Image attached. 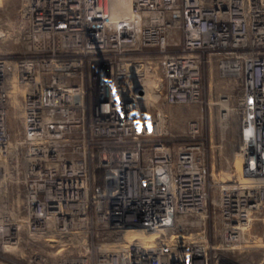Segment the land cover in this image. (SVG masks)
<instances>
[{
	"label": "built area",
	"instance_id": "built-area-1",
	"mask_svg": "<svg viewBox=\"0 0 264 264\" xmlns=\"http://www.w3.org/2000/svg\"><path fill=\"white\" fill-rule=\"evenodd\" d=\"M112 2L29 0L27 50L0 54V252L27 264H224L256 252L264 0H130L128 16ZM157 58L163 83L149 99L143 68ZM206 72L237 90L240 175L253 182L214 181ZM177 105L197 107L182 134ZM130 228L167 238L121 241Z\"/></svg>",
	"mask_w": 264,
	"mask_h": 264
},
{
	"label": "rangeland",
	"instance_id": "rangeland-1",
	"mask_svg": "<svg viewBox=\"0 0 264 264\" xmlns=\"http://www.w3.org/2000/svg\"><path fill=\"white\" fill-rule=\"evenodd\" d=\"M28 19L29 0H0V31L4 34L0 35V54L21 53L27 50L25 25ZM160 60L161 58H157L146 64H152V66H154L156 62H158L156 65L159 70V75L163 78ZM206 73L207 81L211 86L210 90H207L205 94L206 102L201 106V111L205 118L204 138L207 144L206 161L210 170L213 169L214 181L217 182L224 179V181L227 180L225 184H229L233 183L237 177L234 176L231 180L224 176L229 165L227 163V157L230 156L234 160L236 159L234 162L235 165L231 167L232 171L236 174L238 166L237 155L241 150L239 135L240 115L236 109L237 90L230 84L228 78L219 77L215 72H213L212 75H209L208 72ZM223 94H229V98L231 99L229 103V116L226 119L223 117V112H225V110L223 109L222 100L225 99L227 95L225 96ZM222 95L223 98H221ZM195 109H197L196 106L189 108L179 105L171 108V118L176 132L182 134L185 129L186 118L195 115ZM258 217L259 219H257L255 224V228L258 232V250L256 252L237 250L239 254L235 256L229 255V257L223 261L224 264H253L252 256L256 264L263 260L264 210L258 214ZM130 235L127 236V239L121 237L120 240H130L132 238ZM42 240L44 241V239ZM150 242L152 241L150 240L148 243ZM47 250L53 257H58L60 253H63L58 247H48ZM26 255L27 254L23 252H18L16 254L0 252V264H11L13 261H16L18 264H27Z\"/></svg>",
	"mask_w": 264,
	"mask_h": 264
},
{
	"label": "bare ground",
	"instance_id": "bare-ground-1",
	"mask_svg": "<svg viewBox=\"0 0 264 264\" xmlns=\"http://www.w3.org/2000/svg\"><path fill=\"white\" fill-rule=\"evenodd\" d=\"M131 11H132V5H131L130 0H113L112 12L115 16H128L131 13ZM0 35H4V34L1 32ZM160 62L162 64V71H163L162 73L164 75V63L162 60H160ZM156 64H158V62H156ZM156 64L154 66H152V64L144 65V68H143L145 71L144 72L145 89H146L147 97L149 99L150 98L156 99L158 97L159 95L158 89L161 87L163 83V78L159 75V70ZM20 96L21 94L18 91L13 95V106H14L13 116H20V117L23 116V112H22L21 104H20L21 102ZM222 102H223L222 105L224 106L223 109L225 110V112H223V117L226 119L229 116V102H230L229 95H227L226 98L222 100ZM237 157H238V166H237L236 174L231 169V167L235 165L234 162L236 161V159L234 160L232 157L228 156L227 163L229 165H228V170H226L227 172L224 173V176L228 177L229 179L236 176L237 179L234 180L233 184L235 183L237 184V182L241 183L242 181L243 182H253L252 179H246L240 175L242 172V167L244 165V154L242 150L238 152ZM239 176H240L241 181L238 180ZM5 181H6V176H3L2 178H0V196L4 195L3 185H5ZM260 181L264 183L262 179H260ZM127 234L129 235L132 234L130 235L132 236V238L126 241L124 240V242L133 243V244H146L150 240L154 242L155 240H161V239L167 238L164 235L160 236L157 232H152L149 230H142L139 228L127 229L122 238L127 239V236H129ZM183 238L185 239L186 237H182L181 235H179L178 239H183ZM190 238H192V235ZM174 239H177V238H174Z\"/></svg>",
	"mask_w": 264,
	"mask_h": 264
}]
</instances>
